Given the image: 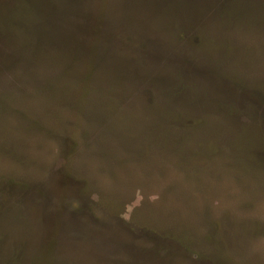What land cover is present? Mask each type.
Segmentation results:
<instances>
[{
	"label": "rangeland",
	"instance_id": "374dc122",
	"mask_svg": "<svg viewBox=\"0 0 264 264\" xmlns=\"http://www.w3.org/2000/svg\"><path fill=\"white\" fill-rule=\"evenodd\" d=\"M50 4L0 1V264H264V0Z\"/></svg>",
	"mask_w": 264,
	"mask_h": 264
},
{
	"label": "trees",
	"instance_id": "16d2710c",
	"mask_svg": "<svg viewBox=\"0 0 264 264\" xmlns=\"http://www.w3.org/2000/svg\"><path fill=\"white\" fill-rule=\"evenodd\" d=\"M0 1H5V0H0ZM15 1V0H14ZM27 1V5H28V9H31L36 12L38 10H43L47 7H51L52 5L50 4V0H25ZM29 3L31 4H28ZM253 1V0H252ZM32 5V6H31ZM0 14H3V12H0ZM7 30V27L4 25L0 24V33H5V31ZM16 264H20L18 261Z\"/></svg>",
	"mask_w": 264,
	"mask_h": 264
}]
</instances>
